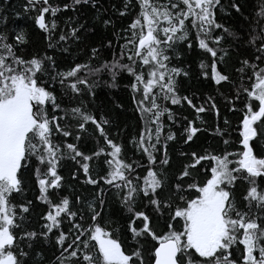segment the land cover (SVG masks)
Segmentation results:
<instances>
[{
    "label": "snow or ice",
    "instance_id": "obj_1",
    "mask_svg": "<svg viewBox=\"0 0 264 264\" xmlns=\"http://www.w3.org/2000/svg\"><path fill=\"white\" fill-rule=\"evenodd\" d=\"M22 7L31 30L0 14V264H264V0H123L120 27L100 0ZM97 26L110 35L90 42ZM193 51L205 88L182 94ZM121 87L126 102L97 107ZM68 161L90 199L65 191Z\"/></svg>",
    "mask_w": 264,
    "mask_h": 264
},
{
    "label": "trees",
    "instance_id": "obj_2",
    "mask_svg": "<svg viewBox=\"0 0 264 264\" xmlns=\"http://www.w3.org/2000/svg\"><path fill=\"white\" fill-rule=\"evenodd\" d=\"M222 2L225 4V6L228 5L229 0H222ZM25 3V0H0V14L6 15L8 17L7 20V25L8 26H16V27H26L29 30L32 29V24L31 21L28 19L27 16L21 15L17 17L15 15L16 12H21L23 11V4ZM123 3V0H100V4L103 6V8L107 9L106 15H111L116 19V26L120 27L122 23L127 21V16L121 19L120 17L116 16L115 12L112 9V5H115L116 8H119L121 4ZM241 3L244 4L243 12L245 14H250L251 12V6H252V0H241ZM81 16L80 18L82 20L91 21L93 15L95 14V10L90 8V7H85L80 10ZM68 15V13H64L63 16ZM62 16V18H63ZM218 16L223 17L228 24L239 28L242 24V20L239 15L233 14L230 16H224L223 13L218 12ZM105 35H110V32L106 33L104 32L99 26H97L96 30L94 31L93 34L89 35L87 39L91 41H99L101 38ZM34 41L36 42V46H41L40 44V38L38 36L33 37ZM74 50V49H73ZM110 55V53H109ZM235 55V54H233ZM198 57L195 51L188 53H185V56L183 57V61L187 62L190 64L191 68L193 69L192 72V77L191 79H183L181 82V89H182V94L184 93L185 90L191 91V92H197L200 90H203L205 88L204 83L197 78L195 68H196V61ZM114 101L120 102V101H127V95L123 91V88H118V89H110V90H102L100 94L97 97L96 100V105L98 108H102L105 111H111L114 109ZM181 113L183 115H188L189 118H191V111L187 109L186 107L184 109H180ZM118 112V110H117ZM224 108L223 104L221 103V120H223V115H224ZM205 120L208 121V123L214 124V120L211 116H205ZM117 123L121 128H125V125L127 127L125 128L124 132V139H127L128 136L132 134V132L135 130V123H134V117L133 114L128 111L124 113H118V120ZM115 129H113L114 131ZM212 142V138L210 137L209 132L204 131L198 134L196 143L192 145V147H197L199 145H207L208 143ZM82 144L85 143V141L81 142ZM86 146L87 148L93 149L95 147V142L94 140L88 138L86 140ZM177 149L183 150V146L180 145L179 140L171 145L170 152L172 156L174 157L173 159V164L178 165L179 161L175 159ZM73 168V164L71 161H68L64 164L63 166V171L62 174L66 177L67 183L71 184L73 187L71 189L66 188V192L70 193H75L77 195L81 196V199H90L93 192L94 188L91 185H81L77 181H73L71 179L70 172ZM29 198H31V194H27ZM119 206L115 203H111L110 206L106 205V211L113 212L115 213L117 208ZM29 227H38V220L37 217L33 214L32 219L29 223ZM36 247L39 250H42L44 253V258L45 261L51 259V257L55 254L54 253V247L52 245L48 244H43V242H37Z\"/></svg>",
    "mask_w": 264,
    "mask_h": 264
}]
</instances>
